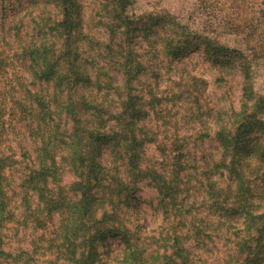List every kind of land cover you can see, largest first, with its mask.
Segmentation results:
<instances>
[{
  "label": "rangeland",
  "instance_id": "1",
  "mask_svg": "<svg viewBox=\"0 0 264 264\" xmlns=\"http://www.w3.org/2000/svg\"><path fill=\"white\" fill-rule=\"evenodd\" d=\"M81 3L88 34L84 31L85 41L80 39L79 45L83 47L89 43L95 53L101 54L98 61L108 60L117 65L116 59L121 54L117 55L118 45L114 44L120 41L122 32L119 31L114 44L109 43L114 37L110 27L113 22L106 18L105 14L110 10L104 5L105 0H81ZM133 11L138 12L136 32L145 47L139 48V55L141 58L145 55L147 59L153 57L152 64L155 63L158 73L145 67L133 82L132 91L141 97L134 127L143 124L145 127L141 134L137 132L138 144L128 137V142L121 141L128 145H116L115 132L123 130L128 133L126 127L131 121H123L119 126L114 117L113 111L121 109L127 91L126 78L118 67L107 69L104 81L111 82L103 84L102 89L97 88L99 82L94 77L91 83L83 87L79 85L78 90H74L78 94L73 99L79 100L80 111L86 107L83 113L80 112L77 126L84 132L82 140L87 146L80 147H90L86 140L90 141L98 161L106 165L107 177L98 182L100 167H96L88 193L94 194L90 198H95L96 193L100 195L113 188L115 182L110 176L117 174L114 172L117 166L119 177L132 181L125 151L126 147H138L141 151L138 188L134 195L119 204V208L124 220L141 237L142 247L147 244L153 250L162 245L167 232L178 226L172 221L175 216L176 220L195 218L206 230V235L200 244L194 236L182 238L183 249L176 259H149V250L134 257L130 255L126 240L118 235L110 236L96 241V261L86 263L183 264L189 259L188 264H264V108L256 110L253 106L255 92L264 93V50H258L257 65L248 80L238 61L236 65L228 62L230 52L212 53L214 56L204 50L200 39L191 38L185 53L176 59L162 52L166 40L162 39L157 47H151L147 42L155 41L153 39L159 38L160 34L164 36V26L173 29L175 19L202 26L206 34L232 48L244 49L247 39L251 43L260 40L257 46L264 44V0H138ZM58 17V9L48 0H0V158L6 160V163L0 160V166L8 170L7 180L1 183L5 189H1L0 194L3 190L9 197L0 217V264H72L75 256L68 247L72 246L75 251L88 236L86 231H76L73 235L69 222L68 209L80 201L83 197L81 187L86 186L85 182L82 185L76 183L80 180L79 173L70 166L72 153L79 148L63 143L73 133L74 121L65 113L60 119L54 110L55 104L41 110L38 101L43 96L44 99H53L57 89L37 75L36 64H30L25 56L29 55L24 51L25 47L29 51L34 47L40 28L42 31L44 27L50 29ZM238 22L241 26L235 34L231 32L230 24ZM251 26L254 27V36L247 38ZM108 52L113 55L110 57ZM88 53L84 50L82 56L86 57ZM218 55L228 57L218 61L215 59ZM145 75L152 78L142 86L137 81ZM249 86L248 91L254 92L248 97L245 90ZM151 89L162 96L153 102L157 114L151 110L153 99L148 93ZM80 94L85 96L88 104L81 100ZM60 97L65 99L67 93ZM245 101L248 102L246 110L242 109ZM21 102L33 107L32 122L20 111ZM93 107L99 109H96L98 113H94ZM146 109L150 114L144 112ZM237 120H243L238 131ZM97 121L106 122L102 130L110 136H99L96 130L94 135L101 140L93 142L88 136L94 127L97 129ZM231 128L234 130L228 132ZM44 146L56 154L57 160L56 178L46 175L48 188L52 189L50 196L54 197L56 204L46 217L42 216L46 200L27 176L32 168L40 167L42 157L39 152ZM176 147L183 151L180 172L188 184L179 193L180 206L172 205L171 218L166 219L159 202L162 193L150 178V170L161 165L172 169L171 150ZM27 181L31 186L23 188ZM242 184L250 185L252 192L248 194L242 190ZM27 196L31 211L41 214L39 221L43 224L40 227L33 224L32 214L26 213ZM97 203L93 208L97 205L96 217L100 218L104 207ZM66 214L68 220H64ZM258 229H261L260 239L251 238L245 244L244 238L249 232ZM68 232L72 234L67 235ZM89 247L86 244V249ZM1 249L13 253L15 259L7 258Z\"/></svg>",
  "mask_w": 264,
  "mask_h": 264
},
{
  "label": "trees",
  "instance_id": "2",
  "mask_svg": "<svg viewBox=\"0 0 264 264\" xmlns=\"http://www.w3.org/2000/svg\"><path fill=\"white\" fill-rule=\"evenodd\" d=\"M137 1L138 0H105L104 3V5L107 6L110 10L109 13L107 12L105 14L106 18H109L113 22L110 27L114 37L110 39L109 43L116 42L119 31L122 32L121 39H118L120 41L116 42L115 44L113 43L114 45H118V49L116 52L117 55L121 54L116 59L117 65H113L108 60L98 61V56H101V54L95 53L93 47L90 46L89 43H85L83 47L82 45H79L78 41L80 39L85 41L84 36L86 32L83 11L80 10V8L82 7L81 0H48V3H52L53 5H55V7L59 11L57 22H54L55 25L50 29L48 27H44L42 31V29L40 28L38 40L35 41L34 47L30 51L26 47L24 48V51L29 55L25 56L28 57L30 64H36L37 66V75L41 78H44L47 82L50 81L55 89H57V93H55L53 99H44L43 96V99H40L38 101V105L41 107V110H46L48 106L55 104L54 110L59 114V118L62 119L63 113H65L66 116L74 121L75 124L73 133H71L69 136L67 135V140L63 141V143H67L69 147L79 148L76 152L72 153L70 166L75 170V172L79 173L78 178H80V180H78L76 183L78 185H82L85 182L87 187H81V190H83V197L80 199V201H78L68 209L70 215L69 222L72 233L76 231H86L88 233V236L84 237V239L82 240L83 242L77 246L75 251H73L74 249H71L72 246L68 247L69 252L71 250L72 252H74L75 256L72 257L75 261L72 264H87L86 262L88 260H92L95 263L96 257L98 256L96 241L99 239H106L110 236L118 235L126 240L127 245L131 250L130 255L134 257L149 250L147 256L149 257V259H176V257L180 255L181 250L183 249L182 238L194 236L195 241L199 243V241L206 235V230L201 224L197 223L195 218H191L186 221L183 217H181V219L179 220H176L175 216L172 221H174V223L178 226L175 229L167 232L166 236L163 239L162 245L156 247L153 250H150L149 247H147V244L142 247L143 241L141 240V237L136 233L135 228L131 227L124 220L123 212L119 208V204L126 198L128 200V196L134 195L138 188V172L140 171L139 160L141 159V151L138 150V147H126L127 149L125 151V155L128 157L127 159L131 172L130 175L131 178H133L132 181H126L125 179L119 177V167L117 166L114 170V172L117 171V174L114 175V173L110 176V178L112 180L114 179L115 182L113 188H109L107 191L102 192L100 195L99 193H96L95 198H90L94 196V194L88 193V188L90 187L91 181L90 179L94 171L97 170L96 167H100V171L97 174L98 182H100L105 179V177H107V173L105 171L106 168L104 169L106 165H104L103 162L98 161L97 153L94 151L93 145L90 141L86 140V142H89V145L92 148L80 147V145L87 146V143L84 144L82 140L84 138V132L79 126H77L78 122H80V114L83 113V108L86 107L84 106L80 111L79 100L73 99L75 94H78L75 93L74 90L76 89L77 91L79 85L83 87L86 84L91 83L94 77H96L97 79L96 82H99L97 88L99 90L102 89L103 84L107 85L111 82V80L109 81V83H106V81H104L105 77L103 75L107 74V69L113 66L118 67V70L122 71L123 77L126 78L125 84L127 86V91L126 93H124L126 95V98L122 99L121 101V109H117L119 110L118 112L113 111L115 114L114 117L117 118L119 126L122 125L123 121H127L130 119L131 121L127 124L126 127L128 128V133L123 130L116 132L114 131L116 134V145H128L129 143L126 144L121 142L122 140H126V138L128 137H130L128 139H130L131 142H136L138 144L139 135L137 132L141 134L145 125L143 124L141 127H137L136 129L134 127V118L139 108H141V97H139L138 93L132 91V89L134 88L133 82L138 72H140L143 68H152V73H156L155 68H157V66L154 65L155 63L152 64L153 57H149L147 59L145 55L143 58H141L139 55L141 54L139 53V48L145 47L143 44L144 41L139 36H137L139 33L136 32L135 23H137V18L139 17V15L138 12L133 11V6ZM173 20V29H170L168 25L164 26V36L160 34L159 38L153 39L155 41H152V39L148 40L147 42L149 46L157 47L158 44L161 43L162 39V41L166 40V44L163 45L164 49L162 52H164L166 56H170L173 59H176L185 53V48L190 39L197 38L198 40L200 39L199 43L205 46L204 50L206 52H211V54L230 52L232 55L229 58L230 60H228V62L236 65V61H238V66L240 65L243 71L246 72V78L248 80L251 79L252 72L254 71L255 65H257L256 60L259 54L258 50H264V44L260 43L257 46L260 40L251 43L247 39V41H245L246 50L245 48H232L230 47V45L222 43L217 38H213L209 34H206L207 31L202 26L191 25V23H184L181 20ZM240 26V22L234 23L233 25L230 24V28L232 30L231 32L236 34L237 32H239ZM176 27H178V29H175ZM253 28L254 27L251 26V29L247 30V38L254 36L253 34L255 31L252 30ZM84 50H87V52H89L87 55H85L86 57L82 56ZM108 53L106 54L110 57L113 55V53ZM218 56L219 57L215 58L218 61H221L223 57H228L220 55ZM94 67L98 68V71L94 70ZM151 78L152 76L145 75L143 79H138L137 82L143 86ZM248 88H250V86L246 87L245 95L249 97V94L254 91L249 92ZM66 89H68V92L66 91ZM116 90L118 93L121 91V89L119 88H116ZM65 92L67 93V97L63 99L60 97V95ZM148 93L153 99L151 110L153 112H156L157 114L158 111L153 106V102L155 100L162 99V96H158L156 92L152 91V89ZM255 93V101L253 103L254 109L259 110L264 108V93ZM69 94L71 97H69ZM120 94L123 93L120 92ZM80 95L81 100L86 103L87 99L85 98V96L82 94ZM142 104L144 105V103ZM20 106V111L23 112L24 117L27 116L30 122H32V120H34V118L32 117V115H34V110L31 108L33 107L29 108L28 106H26V103L22 104V102L20 103ZM93 108H95L94 113H98V111L96 110L98 108ZM243 108L244 110L248 108L247 101L243 102L242 109ZM144 112L150 114V111L148 109H146ZM250 114L253 113L251 112ZM49 116H52V114H49ZM242 121L237 120V131ZM105 123L102 124L101 122L97 121L95 125L97 126V129L96 127L92 129L90 135L88 136V139L93 138L92 141L95 142L101 138L94 135L96 130H98L99 136H110L109 133H103L102 129L103 126H105ZM233 130L234 128H231L228 132H232ZM231 135L233 134L231 133L230 136ZM126 142L128 141L126 140ZM41 150L42 151L39 152V155H41L42 157L40 167L38 169L32 168L27 175L29 179L27 180L29 182H35L33 183L34 186L40 189L43 198H45L46 207L43 210L42 216L46 217L49 213H52V207L56 205L54 203V197L50 196L52 189L48 188L49 183L47 182L46 175H52L54 179L56 178L57 160L56 154L50 152V148L46 149L44 146L41 148ZM43 150L45 151L43 152ZM171 151L173 153L172 162H174L172 165V169L169 170L167 169V167L165 168L164 165H161L159 168L154 167L150 170V178L156 183L158 192L160 194L162 193V196L159 194V202L164 208L166 219L171 218V210L173 208L172 205H176L177 207L180 206L181 203L178 201L180 199L179 193L183 192L184 188L188 184L186 181H184L185 178L182 177L180 172L182 162L181 154L183 153V151H181V147H176V149H172ZM0 160L6 163L5 159L0 158ZM128 177L129 175L127 176V178ZM7 178L8 170L3 166L0 168V190L5 189V186H1V183L3 182V180H7ZM28 181L23 185V188L27 185L31 186L30 184H28ZM41 182L43 183L41 184ZM131 183L133 184L134 188L132 187ZM40 185L42 187H40ZM78 188L80 189V187ZM240 188L242 190H246L248 194L253 190L250 185H243L240 186ZM8 198L9 197H7L5 195V192L2 190L0 194V217L3 214V209H5L6 207V200ZM27 200L28 207L26 213L32 214L33 224L36 227L42 226L43 223L39 221L41 214L36 210L32 212V207H30L28 196ZM97 201L98 203L100 202V204L104 207V209L101 210L102 215L100 218L96 217L97 205L95 209L93 208L94 204H96ZM131 205L132 204H130L129 206ZM5 214H7V211H5ZM88 215L90 217H88ZM252 216L254 218L261 217V215ZM35 218H37V220ZM65 219L68 220L67 214L66 216H64V220ZM25 220L26 222L30 223V219L26 218ZM182 227H184V229ZM72 233L68 232L67 235H71ZM74 234L75 233H73V235ZM258 237L260 239L261 229H258L256 232H249V234L244 238V243L248 244L251 238L256 239ZM86 244L90 246L88 249H86ZM78 248H80V250H78ZM162 249L163 251L161 253ZM252 249L254 248H251L250 250ZM1 253L5 252L1 249ZM174 254L175 258L173 257ZM5 255L7 256V258L12 257L13 259H15V255L13 253H5ZM187 260L189 259L183 261V264H188ZM256 262L257 261H255V263Z\"/></svg>",
  "mask_w": 264,
  "mask_h": 264
}]
</instances>
